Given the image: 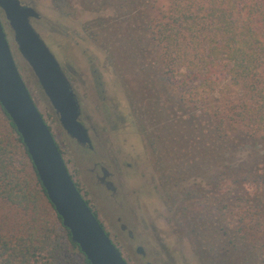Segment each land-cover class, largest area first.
<instances>
[{
  "label": "trees",
  "instance_id": "obj_1",
  "mask_svg": "<svg viewBox=\"0 0 264 264\" xmlns=\"http://www.w3.org/2000/svg\"><path fill=\"white\" fill-rule=\"evenodd\" d=\"M97 4L145 26L164 76L217 98L213 112L190 127L202 148L199 184H185L194 170L181 161H160L164 196L189 219L207 264H264V0H168L165 9L144 0ZM147 8L156 15L144 18ZM0 264H89L1 106Z\"/></svg>",
  "mask_w": 264,
  "mask_h": 264
},
{
  "label": "rangeland",
  "instance_id": "obj_2",
  "mask_svg": "<svg viewBox=\"0 0 264 264\" xmlns=\"http://www.w3.org/2000/svg\"><path fill=\"white\" fill-rule=\"evenodd\" d=\"M20 1L32 2L41 17L33 21L34 27L80 100L93 150L78 147L62 130L0 10L16 67L71 178L126 263L207 264L200 240L190 232L189 219L164 196L166 172L159 162L181 161L194 170L185 184H199L202 148L190 127L196 116L213 112L217 98L204 93L199 84L188 89L164 76L145 26L124 14L102 10L97 0ZM144 2L155 3L156 9L168 6V0ZM143 14L146 19L156 15L150 8ZM100 167L108 172L114 192L97 185ZM137 246L143 247L144 258L137 255Z\"/></svg>",
  "mask_w": 264,
  "mask_h": 264
},
{
  "label": "water",
  "instance_id": "obj_3",
  "mask_svg": "<svg viewBox=\"0 0 264 264\" xmlns=\"http://www.w3.org/2000/svg\"><path fill=\"white\" fill-rule=\"evenodd\" d=\"M0 10L13 32L19 54L36 78L62 130L79 145H89L88 131L79 119L76 94L60 62L34 27L33 21L39 19V13L20 0H0ZM0 106L21 137L63 227L89 264H127L78 192L53 135L16 67L1 21ZM138 253L142 254L141 248Z\"/></svg>",
  "mask_w": 264,
  "mask_h": 264
},
{
  "label": "flooded vegetation",
  "instance_id": "obj_4",
  "mask_svg": "<svg viewBox=\"0 0 264 264\" xmlns=\"http://www.w3.org/2000/svg\"><path fill=\"white\" fill-rule=\"evenodd\" d=\"M22 2V1H21ZM22 4L24 5V6H31L32 7V2H28V3H23L22 2ZM35 9V8H34ZM41 17L39 16V19H40ZM38 19V20H39ZM100 86H102L101 84H100ZM72 89H73V87H72ZM74 90V89H73ZM74 92H75V90H74ZM75 94H76V92H75ZM76 97H77V99H78V102H79V112H80V115H79V119H80V122L83 124V126L86 128V126L84 125V122H83V119H82V117H81V115H82V110H81V104H80V100H79V98H78V96H77V94H76ZM86 130L88 131V136H89V129H87L86 128ZM89 140H90V144L89 145H85V146H81V145H79L77 142H75L74 140V142H75V145H77L78 147H85V148H87L88 150H93V146H92V140H91V138H90V136H89ZM127 166H129V165H127ZM108 176H109V174H108V172L106 171V170H104L102 167H100V175L99 176H96L97 178H98V184L97 185H99L101 188H102V185L103 186H105L108 190H110V191H112V192H114L115 191V188H114V186H112L111 185V183L108 181ZM90 206V205H89ZM122 229H124V227L122 226ZM129 234L132 236V232H129ZM138 248H141V251H142V254H139L138 253ZM136 253H137V255H139V256H141L142 258H144L145 257V251H144V249H143V247H141V246H137L136 247ZM121 254V253H120Z\"/></svg>",
  "mask_w": 264,
  "mask_h": 264
}]
</instances>
